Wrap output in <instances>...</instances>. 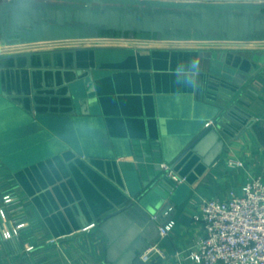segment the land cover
Segmentation results:
<instances>
[{
	"label": "crops",
	"instance_id": "obj_1",
	"mask_svg": "<svg viewBox=\"0 0 264 264\" xmlns=\"http://www.w3.org/2000/svg\"><path fill=\"white\" fill-rule=\"evenodd\" d=\"M73 82L86 102L71 105L65 96ZM25 84L43 105L68 112L28 114L12 99L23 97ZM206 128L216 133L182 155ZM69 151L76 156L66 158ZM142 159L154 172L168 163L186 177L175 187L174 228L153 240L168 258L154 264H192L190 252L205 233L194 220L203 200L241 194L251 177L264 181V42L101 31L0 47V177L11 176L7 189L23 197L21 216L29 221L19 239L0 235V264H98L88 255L97 229L79 230L145 190ZM50 237L63 243L49 244ZM103 260L110 264L107 247Z\"/></svg>",
	"mask_w": 264,
	"mask_h": 264
},
{
	"label": "water",
	"instance_id": "obj_2",
	"mask_svg": "<svg viewBox=\"0 0 264 264\" xmlns=\"http://www.w3.org/2000/svg\"><path fill=\"white\" fill-rule=\"evenodd\" d=\"M101 31L123 37L149 33L175 42H264V0H0V47L90 39ZM74 84L65 96L71 105L86 102ZM29 93L25 84L23 97L12 99L30 115L68 112V107L43 105ZM212 133L215 130L206 128L195 136L182 155L199 151ZM65 156L76 154L69 151ZM148 162L142 159L139 166L145 190L135 200L126 196L96 222L110 264H152L139 254L156 239L176 204V185L160 172L161 166H155V172L147 168Z\"/></svg>",
	"mask_w": 264,
	"mask_h": 264
},
{
	"label": "built area",
	"instance_id": "obj_3",
	"mask_svg": "<svg viewBox=\"0 0 264 264\" xmlns=\"http://www.w3.org/2000/svg\"><path fill=\"white\" fill-rule=\"evenodd\" d=\"M213 124L207 122L206 126ZM232 166H243L239 160H231ZM161 169L175 185L186 180L173 170L168 163H161ZM0 235L3 241L20 237L28 225L21 211L26 208L23 197L15 190L4 192L0 198ZM23 212V211H22ZM196 222L204 226V235L190 252L192 264H264V181L251 177L242 188V193L231 192L227 200L205 198L200 212L194 215ZM176 221L171 219L159 226V238L169 235ZM97 229L96 222L88 224L79 231L90 233ZM93 251L88 253L98 264L103 263L104 245L99 232L92 233ZM61 237H50L47 243L61 246ZM35 245L26 244L27 252ZM144 262L156 263L168 258V253L159 241L151 242L140 254Z\"/></svg>",
	"mask_w": 264,
	"mask_h": 264
},
{
	"label": "trees",
	"instance_id": "obj_4",
	"mask_svg": "<svg viewBox=\"0 0 264 264\" xmlns=\"http://www.w3.org/2000/svg\"><path fill=\"white\" fill-rule=\"evenodd\" d=\"M143 35L148 36L149 34L143 33ZM10 177L11 176H7V175L0 177V198L4 192L9 191V189H7V185L8 183H12V180L10 179Z\"/></svg>",
	"mask_w": 264,
	"mask_h": 264
},
{
	"label": "clouds",
	"instance_id": "obj_5",
	"mask_svg": "<svg viewBox=\"0 0 264 264\" xmlns=\"http://www.w3.org/2000/svg\"><path fill=\"white\" fill-rule=\"evenodd\" d=\"M190 63H191L192 73L194 75L195 74V70H197L198 67H199L198 60L193 58Z\"/></svg>",
	"mask_w": 264,
	"mask_h": 264
}]
</instances>
